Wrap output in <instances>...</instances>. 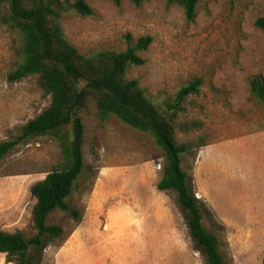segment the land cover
I'll list each match as a JSON object with an SVG mask.
<instances>
[{
  "label": "rangeland",
  "instance_id": "1",
  "mask_svg": "<svg viewBox=\"0 0 264 264\" xmlns=\"http://www.w3.org/2000/svg\"><path fill=\"white\" fill-rule=\"evenodd\" d=\"M90 16L65 13L68 40L88 56L124 50L150 36L136 79L156 105L200 80L179 113L175 138L191 142L181 166L195 198L210 211L225 264H264V105L247 77H264V33L254 25L264 0H198L196 17L165 0L133 4L86 0ZM19 33L0 24V141L12 139L50 102L37 75L11 81L19 60ZM87 174L69 197L80 214L52 212L63 230L44 250L42 264H205L195 249L174 190H159L163 156L154 139L110 116L100 122L92 102L82 113ZM204 144V146H200ZM210 145V146H209ZM206 146H209L206 149ZM58 141L35 136L0 162V229L34 234L30 187L61 162ZM0 264L7 262L0 253Z\"/></svg>",
  "mask_w": 264,
  "mask_h": 264
},
{
  "label": "trees",
  "instance_id": "2",
  "mask_svg": "<svg viewBox=\"0 0 264 264\" xmlns=\"http://www.w3.org/2000/svg\"><path fill=\"white\" fill-rule=\"evenodd\" d=\"M119 4L125 0H112ZM141 4L150 0H127ZM182 9L186 21L196 17L198 0H165ZM68 12L79 16L93 15L86 0H0V24L19 33V60L8 74L11 81L37 75L39 87L50 102L38 115L27 121L17 136L0 141V162L20 143L35 136H50L58 141L61 162L30 187L35 200L31 236L21 231L0 229V253L13 264H42L44 250L63 234L56 224L47 223L55 211L71 213L78 219L68 199L81 178L87 174L83 160L84 130L82 113L89 103L96 108L100 122L116 116L124 124L148 133L161 150L163 164L157 188L174 190L190 236L203 256L205 264H225L216 232L208 229L204 218L210 211L194 196L191 179L181 166L182 156L192 148L191 142L175 138L179 113L188 95L197 93L200 80L195 79L180 88L176 98L165 105H156L146 95L136 79L126 77L129 67L144 63L140 53L151 43L150 36L127 42L124 50L104 49L88 56L74 46L60 25ZM254 25L264 33V16ZM251 94L264 105V77H247ZM204 146V144H200Z\"/></svg>",
  "mask_w": 264,
  "mask_h": 264
},
{
  "label": "crops",
  "instance_id": "3",
  "mask_svg": "<svg viewBox=\"0 0 264 264\" xmlns=\"http://www.w3.org/2000/svg\"><path fill=\"white\" fill-rule=\"evenodd\" d=\"M256 135H261V136L264 135V129L261 130V131L256 132ZM209 146H210V145H209ZM209 146H206V149H208Z\"/></svg>",
  "mask_w": 264,
  "mask_h": 264
}]
</instances>
